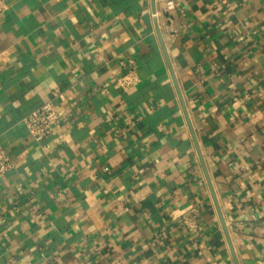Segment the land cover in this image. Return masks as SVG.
Segmentation results:
<instances>
[{
	"label": "crops",
	"instance_id": "1",
	"mask_svg": "<svg viewBox=\"0 0 264 264\" xmlns=\"http://www.w3.org/2000/svg\"><path fill=\"white\" fill-rule=\"evenodd\" d=\"M3 1L0 264H264V0Z\"/></svg>",
	"mask_w": 264,
	"mask_h": 264
},
{
	"label": "built area",
	"instance_id": "2",
	"mask_svg": "<svg viewBox=\"0 0 264 264\" xmlns=\"http://www.w3.org/2000/svg\"><path fill=\"white\" fill-rule=\"evenodd\" d=\"M155 10L151 13L153 17H164L168 24V34L176 36L178 30L173 27V17L177 12L176 0H154ZM6 4L0 0V15L6 10ZM118 85L125 91L130 90L137 84V77L134 69L125 73L117 79ZM64 92L54 91L52 98L42 104L39 108L32 111L25 119L24 125L27 134L35 141H41L44 137L53 134V131L59 123H63L64 117L61 115V104L65 102ZM13 164L0 145V179L12 168Z\"/></svg>",
	"mask_w": 264,
	"mask_h": 264
},
{
	"label": "water",
	"instance_id": "3",
	"mask_svg": "<svg viewBox=\"0 0 264 264\" xmlns=\"http://www.w3.org/2000/svg\"><path fill=\"white\" fill-rule=\"evenodd\" d=\"M222 225H223L224 232L226 233V235H228V234H227L226 227H225L223 221H222ZM228 241H229V240H228ZM229 246H230V249H231V253H232V255H233L234 259H235V256H234L233 249H232V247H231V243H230V241H229Z\"/></svg>",
	"mask_w": 264,
	"mask_h": 264
}]
</instances>
